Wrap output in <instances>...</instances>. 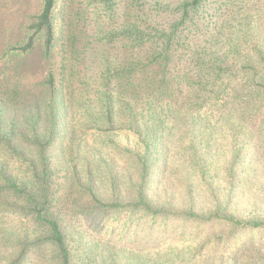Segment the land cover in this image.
<instances>
[{
    "label": "trees",
    "instance_id": "trees-1",
    "mask_svg": "<svg viewBox=\"0 0 264 264\" xmlns=\"http://www.w3.org/2000/svg\"><path fill=\"white\" fill-rule=\"evenodd\" d=\"M27 5L18 37L5 28L7 2L0 10V92L38 102L23 140L0 124L2 264L184 256L168 242L113 241L89 218L112 219L110 230L157 219L264 230V0Z\"/></svg>",
    "mask_w": 264,
    "mask_h": 264
},
{
    "label": "rangeland",
    "instance_id": "rangeland-1",
    "mask_svg": "<svg viewBox=\"0 0 264 264\" xmlns=\"http://www.w3.org/2000/svg\"><path fill=\"white\" fill-rule=\"evenodd\" d=\"M27 1L37 2L38 0H0V10L4 8L3 3L6 4L7 2L10 6L9 9L6 8L3 12L7 13L5 28L10 38L18 37L22 30L19 24L24 20L25 12L30 9ZM15 18H18V21L13 24ZM1 64L2 62H0ZM3 77L4 75L1 74L0 78L3 79ZM3 87L7 88L8 86L4 85ZM14 92L12 90L4 93L0 92V124L6 135H11L14 140H23L30 133V121L36 115L38 102L34 98L29 99L22 95L15 96ZM261 150H263V153H261L258 163H263L260 175H262V183H264V147ZM9 166L10 168L15 167V163L11 161ZM79 168L80 172H85L86 164L83 165L81 162ZM66 185L68 188L65 191L70 192L72 190L71 181ZM104 187V183L100 181L99 188L104 189ZM248 193L253 194V188ZM262 194L264 195V191H262ZM82 203L83 201L77 197L76 201L66 204L64 208L66 210H68V207L76 208ZM86 203L85 200L84 204ZM235 206L242 208L240 209L241 214L252 213L250 206L247 204L238 206L235 203ZM209 212V209L205 208L204 214L207 215ZM98 221V218H89L84 223L89 225L90 230L95 232H101L99 230L102 228V230H105L104 236L112 238L116 242H125L129 246L145 248L155 247L166 242L171 243L168 246L169 250L175 248L184 255L177 258L175 264H178V262H182V264H264V230L242 228L233 231L231 226L220 222L213 223V225L201 222L203 233L195 238L192 231L201 223L192 224L184 220L157 219L152 224L141 221L138 224H133L125 231L122 229L120 222L112 224V230L108 229L111 226L109 222L112 219H109L102 227L99 224L97 226ZM183 227L187 232L184 238L180 239L178 234ZM33 255L36 256L37 252H34ZM0 264L2 263L0 262Z\"/></svg>",
    "mask_w": 264,
    "mask_h": 264
}]
</instances>
